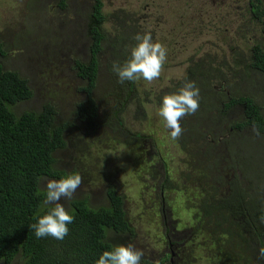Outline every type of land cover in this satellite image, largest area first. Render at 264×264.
Segmentation results:
<instances>
[{
    "label": "rangeland",
    "instance_id": "374dc122",
    "mask_svg": "<svg viewBox=\"0 0 264 264\" xmlns=\"http://www.w3.org/2000/svg\"><path fill=\"white\" fill-rule=\"evenodd\" d=\"M183 1L103 0L107 16L119 13L120 17L131 18L137 23L135 27L139 34L151 32L155 40L166 46L168 57L161 77H164L167 88L174 81L184 78L192 61L209 56L225 59L232 66L228 70H232L236 55L248 57L250 45L259 41V37L262 38L259 25L250 23L248 15L241 10L225 12L226 8H223L224 12L196 15L184 12ZM58 2L59 0H0V40L7 52L1 58V63L6 69L28 78L34 88V97L26 105L19 103L16 109L19 113L40 111L47 103H52L59 109V119L68 122L71 127L65 133L66 147L54 155L55 167L67 174L78 173L81 176V184L72 199L88 197L94 207L108 206L107 190L111 185L114 186L126 198L125 210L136 232L135 239H129L130 242L127 240L125 245L131 244L136 250L159 260L165 252L161 235V207L164 206L165 212L170 207L178 222L197 224L201 214L197 215L196 207L198 204L200 206L202 192L204 189L214 188L203 174L213 178L222 173H218V170L203 172L206 158L204 153L199 152L195 162L198 170L175 174L179 187L167 191L163 195L167 198L163 201L154 199V195L158 197V186H161L159 184L165 170H172L173 162L180 166L179 161L184 158V154L178 145L172 144L170 138L166 139V130L162 127L157 107L154 106L148 107L147 120L143 123L134 110L123 112L122 117L130 126V133L143 135L127 143L125 134L114 123L113 117H110L114 101L112 96L107 97L112 91L108 87L113 74L110 72L111 65L103 58L94 93L100 107L96 130L90 132L79 124L73 111L74 105L85 98L81 92L85 82L76 76L72 57L85 61L89 59L86 23L93 0H68L65 10L58 7ZM106 30L111 33L114 30L113 24H107ZM259 78L257 76L258 91L261 87ZM231 83L237 85L238 80L232 79ZM140 85L147 88L145 84ZM237 114V110L232 111L234 117ZM153 134L158 138L157 142L150 138L149 135ZM203 144H206L203 149L210 146L205 141ZM209 149L215 160L219 147L211 146ZM235 164H240L248 177L255 180V173L250 172V168L259 172V166L264 167V143L255 142L248 146L239 154ZM232 172V168L229 171L223 169V177ZM45 183L46 181L40 182L41 190ZM71 200L61 198L59 203L67 210ZM168 220L170 218L165 219ZM203 221L209 227L212 225L207 220ZM183 227L179 226V229H184ZM225 241V249L237 251L233 250L234 245L239 244L237 239L231 240L227 236ZM204 243L209 244L207 240ZM255 260L256 257L251 264H256ZM198 263L216 264L217 261L209 263L200 260ZM237 263L242 264V261ZM11 264H22V260L18 258Z\"/></svg>",
    "mask_w": 264,
    "mask_h": 264
},
{
    "label": "trees",
    "instance_id": "16d2710c",
    "mask_svg": "<svg viewBox=\"0 0 264 264\" xmlns=\"http://www.w3.org/2000/svg\"><path fill=\"white\" fill-rule=\"evenodd\" d=\"M67 4L68 0H59L58 7L65 10ZM250 12L254 19L249 21L255 26V22H259L263 40L256 42L248 57L236 55L230 71L228 69L232 66L225 59L209 56L192 61L184 78L172 89L176 92L186 81H195L200 89L196 118H211L210 114H213L215 124L222 119L226 121L229 112L238 108L237 116L241 112L238 119L227 122L234 135H242L249 127L264 135V0H259L246 16ZM111 23L113 33L106 30L107 24L112 26ZM136 24L127 16L120 17L119 13L107 16L103 0H93L86 23L89 59L72 57L76 76L85 82L81 90L85 98L74 105L73 116L85 130H96L99 120L100 107L94 93L99 82L101 60L103 58L112 65L113 61L123 63L128 58L136 43L133 38L139 33ZM6 54L0 40V262L11 264L20 258L22 264H95L103 251L136 237L124 209V197L110 186L107 190L108 206L94 207L88 197L72 199L67 210L75 219L69 225L70 231L65 239L35 237L29 226L36 222L38 215L47 211L42 207L44 191L40 188V178L59 180L69 175L55 167L54 155L66 147L65 133L71 125L59 119V109L52 103L43 105L40 111H17L19 103L26 105L34 97V88L28 78L3 66L1 58ZM110 72L113 79L108 89L112 91L107 98L112 96L114 101L110 117L122 131L119 117H116L122 111L117 109L128 106L131 96L138 100L137 82L121 85L117 83V76ZM257 76L263 84L259 91ZM232 79H237L238 84H232ZM225 89L229 91V97ZM254 92L263 96L261 100L252 96ZM250 138L253 142V137ZM262 138L259 140L263 141L259 142L264 143V136ZM246 143L244 141L242 146ZM232 166L236 167V164L228 165L227 170ZM239 171L240 175H226L221 185L227 188L223 199L218 197L215 186L212 191L203 190L199 212L208 224L213 223L221 229L225 237L239 241L233 249L237 250L233 252L237 261L251 264L256 257V264H264V255L259 258L264 248V222L261 221L264 216V167L260 165L259 172L250 168V172L255 173V180L248 177L240 164ZM203 176L206 178L207 174ZM140 264L155 263L141 258Z\"/></svg>",
    "mask_w": 264,
    "mask_h": 264
},
{
    "label": "flooded vegetation",
    "instance_id": "af4514ba",
    "mask_svg": "<svg viewBox=\"0 0 264 264\" xmlns=\"http://www.w3.org/2000/svg\"><path fill=\"white\" fill-rule=\"evenodd\" d=\"M182 3L185 4L183 6L184 12L203 15L218 13L216 11L224 12L223 8H226L225 12L241 10L244 13H247L253 10V6L259 3V0H184ZM248 19H254V15L252 12L249 13ZM255 23L256 25H260L259 22ZM260 31L261 29L259 27V32ZM259 39L263 40V38L261 37H259ZM153 41L155 42L157 40H155V38L153 37ZM255 45L256 43L253 42L252 45H250V50L254 48ZM136 82V89L139 94L138 100H136L134 96H131V101L128 106H125L122 109H117L119 111H122L118 113L116 117H119L120 121L118 124L121 126L122 131L125 134L127 143H131V140L139 139L140 136L143 135H132L130 133V126L125 123L122 117L123 112L129 111L131 109L134 110L137 114V118L140 119L141 123H143L147 120L148 107L154 106L158 108L162 96L173 93L174 91L172 89L175 85H177L178 81H174V83L171 84L168 88L165 86L164 77L161 76L151 83L144 80H139ZM140 84H145L147 88H142V85ZM224 91L229 97V91L227 89H225ZM250 92V94H252L251 89ZM252 96L256 99L259 98V100H261V97H263L261 94H259L258 96L255 92ZM221 107L224 108L223 105H221ZM235 108H233L232 111L239 110L238 108ZM232 111L229 112V114L231 115L230 118H227L226 121H223L222 119L221 122L217 124H215L213 121V119H215L213 118V114H210L211 118L206 117L204 119H201L199 117L196 118V112V114L194 115L185 116L182 118L181 126L183 128V132L178 140H171V142L174 145H178L180 151L184 154V158L179 161L180 166L174 165L173 162L174 168H172V170H165L159 184L161 186H158V197L154 195V199H162L163 201L165 198H167L163 196L167 191H170L172 189L175 190L177 187H179V182L177 178H175V174L182 175V171L190 172L193 170L194 172L198 170L195 166V162L198 159V155L196 154L199 152H201L199 154L204 153V156L206 158V165L203 172L218 170V173H222V175L213 178L207 176L206 179L210 185L212 183V185L216 187L218 197L221 199L224 198L227 188H225V186H221L224 184V179L226 177V175L225 177H223V169L224 171H226L228 165L235 164V160L238 159L237 156H239L241 151H243L244 147L250 146L255 142L263 141L259 139H263L262 137L264 136L263 134H261V132L257 134L256 130L253 127L245 129L242 135H234L232 128L228 127L227 122L229 120H237L241 112L239 111V115L234 117L232 115ZM215 112L218 113L217 110H215ZM162 127H164L163 122ZM165 130L166 139H168V130ZM224 130L225 132L223 133ZM149 136H151L150 138L153 141H158V138L154 136V134ZM251 136L254 139L253 142H250ZM203 141L208 142L210 146L206 147V149H203V146L206 145L203 144ZM244 141H247L248 143H246L247 145L242 146ZM211 146L216 148L219 147V154H215V160L213 159L212 153L209 149V147ZM234 151H236V153H234ZM165 154L169 156L167 153ZM231 168L233 172L230 175H240L239 165H236V167L232 166ZM208 190L212 191L211 188H208ZM115 191L119 196L124 197L125 209V196L119 194L116 188ZM196 209L197 215L201 214V212H199V204ZM161 212L163 213L161 235L163 236L162 240L165 244V252L162 253L159 260H154L153 257L147 255V253H143V259L150 260L155 264H199L198 261L200 262V260H203L205 262L209 261V263H211V261L213 260H216V264H238L237 256L230 251V248L225 249V247H227L225 234L221 231V229H218L216 226H214L213 223L210 227L207 226L203 221L202 214L201 219L199 220L198 218L197 224L186 225V221L185 223H181L180 221L178 222L174 219L173 212L170 210V207L166 209V212L164 206L161 207ZM225 212L227 211L225 210ZM167 218H170V220L165 221V219ZM199 221L202 223H200ZM179 226H184V229H179ZM132 228L134 227L132 226ZM205 240H207L209 244H205ZM260 255L261 251L259 256Z\"/></svg>",
    "mask_w": 264,
    "mask_h": 264
},
{
    "label": "clouds",
    "instance_id": "9594fccd",
    "mask_svg": "<svg viewBox=\"0 0 264 264\" xmlns=\"http://www.w3.org/2000/svg\"><path fill=\"white\" fill-rule=\"evenodd\" d=\"M134 39L136 43L131 47L128 58L123 63L113 61L111 65V71L121 85L141 79L153 82L160 78L167 59L166 46L159 41L154 42L151 32L143 35L138 33ZM199 107L200 89L192 80L186 81L176 92L162 96L157 115L172 141L178 140L183 132L182 118L196 114ZM40 179L46 181L42 207L47 211L38 215L36 222L29 227L37 239L51 237L62 241L69 234V225L74 222L75 217L59 201L61 198L72 199L81 184V176L71 173L59 180L47 177ZM261 221L264 222V216ZM261 255H264V248L261 249ZM142 256L143 252L136 250L131 244L117 245L111 250L103 251L95 264H140Z\"/></svg>",
    "mask_w": 264,
    "mask_h": 264
}]
</instances>
